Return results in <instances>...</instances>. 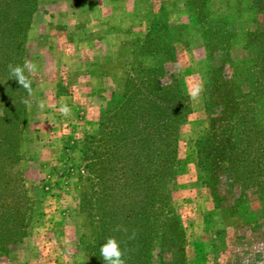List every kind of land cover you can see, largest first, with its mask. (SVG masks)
Masks as SVG:
<instances>
[{
    "label": "rangeland",
    "instance_id": "374dc122",
    "mask_svg": "<svg viewBox=\"0 0 264 264\" xmlns=\"http://www.w3.org/2000/svg\"><path fill=\"white\" fill-rule=\"evenodd\" d=\"M51 1L39 0L27 37V57L38 70L31 76L17 168L31 199L30 224L0 264H103L99 249L108 237L121 241L127 264H136L128 255L150 245L151 264H264V0H109L133 2L134 17L126 19L120 35L108 34L106 24L96 21L71 25L66 14L49 23L43 11ZM178 12L188 14L186 19L176 18ZM95 13L90 10L91 19ZM155 15L161 21L169 16V34L176 38L162 87L173 90L175 79L188 98L180 102L186 114L165 186L182 236L174 234L166 209L152 222L146 216L129 222L124 209L111 215L101 205L96 223L87 203L93 178L85 139L98 136L116 96L124 94L138 46L131 50ZM64 105L68 115L62 114ZM126 186L119 180L116 190ZM147 197L140 202L145 208ZM171 232L183 263L171 253L159 254L160 239Z\"/></svg>",
    "mask_w": 264,
    "mask_h": 264
},
{
    "label": "trees",
    "instance_id": "16d2710c",
    "mask_svg": "<svg viewBox=\"0 0 264 264\" xmlns=\"http://www.w3.org/2000/svg\"><path fill=\"white\" fill-rule=\"evenodd\" d=\"M38 5L39 0H0V256L26 237L30 224L31 199L17 168L23 160L29 94L10 79L7 66L28 60L27 37ZM158 16L153 17L143 41L134 43L131 51L137 45L138 52H134L124 94L116 96L117 106L100 122L98 136L85 139L83 152L90 159L93 178V193L87 203L91 221L96 223L101 205H108L111 215L124 209L129 222L144 216L152 222L166 209L172 217L173 233L182 236L165 186L174 173L176 133L186 114L180 102L188 98L175 79L173 90L162 87L164 65L172 62L176 38L169 34V16L163 21ZM119 180L128 184L122 192L116 190ZM146 196L147 208L140 204ZM173 233L160 239L159 254L171 253L183 263L182 251H174L179 240ZM152 247L141 248L137 256L132 253L128 258L136 264H151Z\"/></svg>",
    "mask_w": 264,
    "mask_h": 264
},
{
    "label": "crops",
    "instance_id": "0c3cea01",
    "mask_svg": "<svg viewBox=\"0 0 264 264\" xmlns=\"http://www.w3.org/2000/svg\"><path fill=\"white\" fill-rule=\"evenodd\" d=\"M90 0H52L48 8H45L43 11L44 16L49 18V23L54 21L56 19V15L60 14H66L67 16V22L70 23L71 25H78V24H91V23H96L100 25L106 24L108 27V34L114 35L117 33L118 35L121 34L122 30H126L123 27V23L126 21V19L129 20V18L132 16L131 19H133L134 14L132 13L131 9V4L127 5L126 2L121 3V2H110L109 0H94L93 3L96 4H91L89 2ZM72 3L74 5H72ZM92 5V6H90ZM71 6L74 7V10L70 11ZM91 11H95L96 13V19L90 18L89 13ZM132 10V11H131ZM133 14V15H132ZM38 13L34 15V17H37ZM188 15V14H187ZM186 13H177V17L184 16L186 19L187 17ZM100 16V18H98ZM139 19V17H137ZM98 21V22H97ZM116 21V22H114ZM131 22V20H130ZM48 23V21L46 22ZM141 22L139 21L138 24ZM129 29V27L127 28ZM135 31H129L128 34L134 33ZM144 34L142 33H136L134 37H143ZM120 47H121V40L116 44V49H114V55L112 59H109V61L113 63H117L118 59V53L120 52ZM116 51V52H115ZM106 77H111L107 75Z\"/></svg>",
    "mask_w": 264,
    "mask_h": 264
},
{
    "label": "clouds",
    "instance_id": "9594fccd",
    "mask_svg": "<svg viewBox=\"0 0 264 264\" xmlns=\"http://www.w3.org/2000/svg\"><path fill=\"white\" fill-rule=\"evenodd\" d=\"M7 67L10 79L15 80L16 83L31 96L33 94L31 76L38 70L37 64L26 59L22 65L10 63ZM198 92L199 88L196 92L192 93L193 98L196 97ZM25 103L27 104L28 101L25 100ZM39 107L43 109L44 104L40 103ZM61 111L62 114L68 115L70 109L67 105H64ZM114 230L120 231V226H117ZM135 235V233H132V236L129 238L134 239ZM99 253V257L102 259L103 264H127L125 250L121 247V241L115 237H108L100 246Z\"/></svg>",
    "mask_w": 264,
    "mask_h": 264
}]
</instances>
